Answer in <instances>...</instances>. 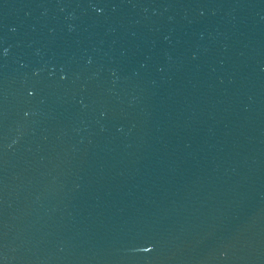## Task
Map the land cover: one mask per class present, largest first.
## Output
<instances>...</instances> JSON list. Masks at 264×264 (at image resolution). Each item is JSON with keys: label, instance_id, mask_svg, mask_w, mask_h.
I'll return each mask as SVG.
<instances>
[{"label": "water", "instance_id": "1", "mask_svg": "<svg viewBox=\"0 0 264 264\" xmlns=\"http://www.w3.org/2000/svg\"><path fill=\"white\" fill-rule=\"evenodd\" d=\"M0 264H264V0H0Z\"/></svg>", "mask_w": 264, "mask_h": 264}]
</instances>
